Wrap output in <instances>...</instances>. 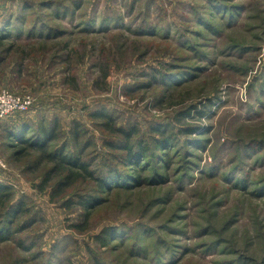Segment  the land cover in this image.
I'll return each instance as SVG.
<instances>
[{"label": "rangeland", "instance_id": "obj_1", "mask_svg": "<svg viewBox=\"0 0 264 264\" xmlns=\"http://www.w3.org/2000/svg\"><path fill=\"white\" fill-rule=\"evenodd\" d=\"M0 45V92L32 103L0 120L4 206L22 210L0 264H264V0H0ZM23 122L54 130L47 154L144 184L85 218L94 183L43 185L53 164L8 146Z\"/></svg>", "mask_w": 264, "mask_h": 264}, {"label": "trees", "instance_id": "obj_2", "mask_svg": "<svg viewBox=\"0 0 264 264\" xmlns=\"http://www.w3.org/2000/svg\"><path fill=\"white\" fill-rule=\"evenodd\" d=\"M1 46V45H0ZM25 115V114H24ZM22 115H13L8 117L7 119H14L16 117H19ZM100 120H105L103 126H108L109 123V117L106 116L105 113H101L97 115ZM5 119V120H7ZM19 125L17 128H14L11 131L8 132V141L9 139H12L11 142L8 144L9 147H17L19 145L26 146L27 148L34 150L35 152L41 154L43 156V159L45 161L51 162L53 164L52 172L46 173L43 177V185L51 181V178L49 177L50 174L54 173L55 175H63L61 176L63 181L60 183H57V186L55 188L56 193L60 192L62 189L65 188V186H71L74 185V183L80 178V176L77 174L83 173L84 176L89 180H91L94 183V187L92 190L96 192V194H90L86 197H81V201L78 202V204L86 211V214H84L85 218H88L89 211L92 207H95L99 204H101L102 200L105 199L103 197H106V195L109 192H112L114 189H129L138 187L139 185H143L144 182L141 179L140 174H136L138 169H131L134 172L126 173L125 176H122V179L114 178L109 179L111 175H107L105 177H98L94 176V173L88 170L87 165L84 163V161L79 160L78 155H66L64 154L65 149L64 148H58L53 152L46 153V146L45 144L47 141H52L54 137L52 136L54 133L53 131H49L48 134L45 135V132L42 131L41 137L33 135L32 137H27L29 131H31V127L27 124H17ZM16 125V126H17ZM114 133L121 135V140L119 144V150H123L126 154V159L131 160L129 162H132L134 159H139V157H143L145 149L139 148L138 151H133L132 144L130 143V135L125 133L124 131L120 130H114ZM73 139H75L73 135ZM15 143V144H13ZM112 146V145H111ZM114 147V146H112ZM158 148L157 150H163V146L159 143L155 145V148ZM163 163V161H162ZM167 164V162H166ZM60 171V172H58ZM157 175L156 173H154ZM86 180V179H85ZM152 184H154L156 181L150 180ZM163 182L162 180L157 181L156 183ZM261 196H264V190H261ZM10 197L6 191V189L0 188V210L2 209V214H0V217L5 223L0 224V243L6 242L11 238L12 232L9 231L7 225L10 223V219L14 218L16 215V211H22L20 208L17 210H14V204L8 205V207H5L4 204L10 202ZM113 230H105L103 232V235L101 238H98L99 243L102 247H107L111 237H114ZM112 240V239H111Z\"/></svg>", "mask_w": 264, "mask_h": 264}, {"label": "built area", "instance_id": "obj_3", "mask_svg": "<svg viewBox=\"0 0 264 264\" xmlns=\"http://www.w3.org/2000/svg\"><path fill=\"white\" fill-rule=\"evenodd\" d=\"M31 104L29 98H14L8 92H0V120L7 119L16 114L23 115L28 111ZM0 167H4L3 163H1V159Z\"/></svg>", "mask_w": 264, "mask_h": 264}]
</instances>
